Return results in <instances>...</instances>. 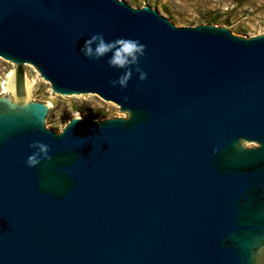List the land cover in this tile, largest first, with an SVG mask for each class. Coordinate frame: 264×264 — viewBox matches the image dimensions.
Wrapping results in <instances>:
<instances>
[{"label": "water", "instance_id": "1", "mask_svg": "<svg viewBox=\"0 0 264 264\" xmlns=\"http://www.w3.org/2000/svg\"><path fill=\"white\" fill-rule=\"evenodd\" d=\"M98 33L145 45L147 79L111 86L124 70L80 51ZM0 62V264H264V35L130 0H0ZM29 67L128 117L51 130ZM35 142L52 159L28 168Z\"/></svg>", "mask_w": 264, "mask_h": 264}, {"label": "rangeland", "instance_id": "2", "mask_svg": "<svg viewBox=\"0 0 264 264\" xmlns=\"http://www.w3.org/2000/svg\"><path fill=\"white\" fill-rule=\"evenodd\" d=\"M126 1V0H122ZM134 8L148 6L162 12L175 25L195 27L213 25L231 30L234 26L238 37L264 35V0H130ZM15 66L0 62V96L12 98L6 87L8 77ZM39 88L38 101L53 107L50 129L60 133L70 118L77 113L88 121H103L111 118H127L118 106H110L101 98H59L50 85L29 67ZM8 85V84H7ZM245 147L256 144L243 143Z\"/></svg>", "mask_w": 264, "mask_h": 264}, {"label": "clouds", "instance_id": "3", "mask_svg": "<svg viewBox=\"0 0 264 264\" xmlns=\"http://www.w3.org/2000/svg\"><path fill=\"white\" fill-rule=\"evenodd\" d=\"M80 51L82 55L91 60H100L107 56L106 62L110 68L124 70L117 79L110 81L113 87L119 86L121 89H126L133 70L138 74L140 82L147 79V73L138 66L140 59L145 55V45L137 40L120 39L106 42L103 34L98 33L90 37ZM109 53H111L110 56ZM29 147L36 151L29 155L25 161L28 168L37 167L42 161L52 159L49 155L48 145L35 142Z\"/></svg>", "mask_w": 264, "mask_h": 264}, {"label": "bare ground", "instance_id": "4", "mask_svg": "<svg viewBox=\"0 0 264 264\" xmlns=\"http://www.w3.org/2000/svg\"><path fill=\"white\" fill-rule=\"evenodd\" d=\"M12 80H13V78H12V74L8 77V85L6 84V86H8V88H9V86L11 87L12 86ZM74 117H79V115L76 113L75 114V116Z\"/></svg>", "mask_w": 264, "mask_h": 264}]
</instances>
